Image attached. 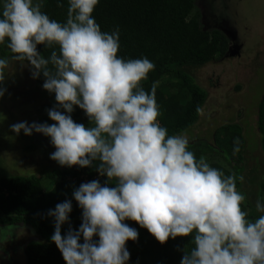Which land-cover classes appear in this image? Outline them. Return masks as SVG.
I'll return each mask as SVG.
<instances>
[{"label": "clouds", "instance_id": "1", "mask_svg": "<svg viewBox=\"0 0 264 264\" xmlns=\"http://www.w3.org/2000/svg\"><path fill=\"white\" fill-rule=\"evenodd\" d=\"M99 2L68 0L66 21L58 22L42 11L44 0H4L0 16V45L12 53L0 58V85L10 61L27 62L32 78L42 74L43 89L55 93L57 102L47 110L55 123L18 122L11 130L50 137L55 148L50 158L62 167L99 161L100 177L115 184L86 178L74 190L82 209L79 230L61 233L71 200L48 211L54 217L51 240L65 264H128L127 242L137 241L139 233L126 220L147 229L161 245L192 237L181 264H264V203L257 199L261 215L250 219L242 207L246 197L237 189V179L242 183L244 177L225 175L204 156L197 159L186 132L169 134L160 122L158 82L150 91L143 87L154 63L118 54L119 27L102 31L93 15ZM38 45L51 49L48 58ZM5 91L0 87V98ZM74 106L90 126L73 120ZM239 143L237 138L233 154Z\"/></svg>", "mask_w": 264, "mask_h": 264}, {"label": "trees", "instance_id": "2", "mask_svg": "<svg viewBox=\"0 0 264 264\" xmlns=\"http://www.w3.org/2000/svg\"><path fill=\"white\" fill-rule=\"evenodd\" d=\"M60 2L62 7L58 6L57 0H44L42 11L50 18L64 22L67 18L68 0ZM2 6L0 4V16ZM193 9V0H100L93 13L102 31L119 27L118 54L122 58L127 60L147 57L154 63L155 69L149 73L143 87L150 91L152 83L158 82L156 100L161 111L160 122L169 130V134L191 133L189 131L199 120L209 95L208 90L197 83L195 70L213 62L217 57H224L229 47L226 34L220 29H205ZM2 46L0 45L1 52L5 54ZM38 51L45 58L51 53V49L43 45H38ZM44 81L41 74L36 79L35 87L40 88V97L43 100L48 98L51 102L43 110L44 115L39 121L41 124L51 125L52 120L47 110L56 106L57 102L55 93L43 89ZM70 115L76 123L90 126L87 116L78 106H74ZM258 126L264 151V97L259 105ZM209 133H206L205 138L194 139L191 135L190 150L197 159L204 156L212 167L220 169L225 175L235 174L237 178L242 175L244 181L241 183L237 179V189L246 196V190L242 186L247 184L246 181H252L249 180L252 172L251 166L245 162L246 139L243 126L237 121L223 123L215 129L212 142L209 141ZM237 138L240 151L233 154L234 141ZM54 149L53 145H44V158L48 160ZM234 155L237 156L236 163L232 160ZM98 164L99 161H94L90 167L54 168L48 174L54 181L58 179L52 187H47L37 175L25 173L0 177V224L23 223L28 227L22 235L27 241V264H65L61 252L51 240L55 231L54 217L47 213L54 210L58 203L71 200L69 222L62 225L61 233L66 235L69 227L79 230L82 209L73 197L74 190L85 183L86 178L89 182L98 180L101 185L108 183L111 187L115 186L108 182L106 175L98 179L95 177L99 175ZM230 164H233L232 169L228 166ZM262 175L263 178L261 177L257 185L260 193L264 194V162ZM255 204L246 197L242 205L253 220L261 215L256 212ZM125 223L139 233L137 241L127 242L126 247L130 253L128 264H181L185 250L192 247V237L170 238L161 245L147 229L141 228L134 221L126 220ZM98 239L94 237V240ZM80 243H83L82 236Z\"/></svg>", "mask_w": 264, "mask_h": 264}, {"label": "rangeland", "instance_id": "3", "mask_svg": "<svg viewBox=\"0 0 264 264\" xmlns=\"http://www.w3.org/2000/svg\"><path fill=\"white\" fill-rule=\"evenodd\" d=\"M3 2L4 0H0V4ZM193 3V13L198 14L201 23L204 18L212 20V12L208 10L211 6L209 0H193ZM229 6L233 13L239 9L236 26L242 44L239 45L229 33L231 27L228 22L225 26L222 25V19L212 20L207 28L203 26L209 31L218 30L219 27L227 29L220 28L222 33L228 35L229 44L234 48L231 52L228 50L224 57H217L213 62L195 70L197 83L207 89L209 95L199 120L187 135L189 139L191 135L196 139L206 136L210 131L208 135L211 138H206L212 142L213 133L218 126L232 121L240 122L246 139L245 162L251 166L252 172L249 177L252 181H246V187L242 188L246 190L245 197L255 203L256 198L264 203V194L260 193L257 185L263 178L264 162L262 134L258 127L259 105L264 97V0H230ZM238 32L235 34L237 37ZM2 47L5 54L0 48V58H9L12 53L5 45ZM36 84L27 62L22 65L10 61L5 70V81L0 85L6 89L4 96L0 98V177L25 173L37 175L47 187H52L58 179L54 181L48 174L54 168L62 166L43 156L44 145H52L50 137L35 131L31 136L25 135L23 131L17 135L11 130V125L18 122H27L29 125L33 122L40 123L43 110L51 100L40 97V88L37 89ZM53 123L55 122L51 121ZM232 160L236 163L237 156L234 155ZM228 166L232 169L233 164ZM26 229L28 227L23 223L14 226L0 224V264H27L26 238L22 236ZM7 251L9 259H6Z\"/></svg>", "mask_w": 264, "mask_h": 264}, {"label": "flooded vegetation", "instance_id": "4", "mask_svg": "<svg viewBox=\"0 0 264 264\" xmlns=\"http://www.w3.org/2000/svg\"><path fill=\"white\" fill-rule=\"evenodd\" d=\"M209 3L211 4L210 8L208 9V10H210V12H212L211 15H210L211 19L212 20H214V19H217V20L222 19V20H224V22L222 24L223 26H225L224 24L226 22H228L230 27H231L230 30H229V33L232 35V37L234 39H236L238 41L239 45H241L242 41H240V39H242V38L240 37V34H239L237 26H236V21H237V16L236 15H237L239 9L235 13L231 12V9H230V6H229L230 0H209ZM234 8H235V5L233 6V9ZM212 20L210 21L209 19L204 18L202 20V25L205 28H207V27H209L212 24V22H213ZM231 21H232V23H231ZM215 28H217V27H215ZM220 28H222L224 30H227V29H225L223 27H219L218 29H220ZM237 32L239 34L238 37H237V35H235ZM227 37H228V35H227ZM233 48H234V46H230V44H229L228 50L230 52L233 50ZM4 230H6V229H4ZM8 257H9V253L7 251L6 259H9ZM2 258H3V256H2Z\"/></svg>", "mask_w": 264, "mask_h": 264}, {"label": "crops", "instance_id": "5", "mask_svg": "<svg viewBox=\"0 0 264 264\" xmlns=\"http://www.w3.org/2000/svg\"><path fill=\"white\" fill-rule=\"evenodd\" d=\"M18 224V223H17ZM5 225H10V224H5ZM15 224H13V225H10V226H14ZM26 240V239H25ZM26 243H27V241L25 242V245H26Z\"/></svg>", "mask_w": 264, "mask_h": 264}, {"label": "built area", "instance_id": "6", "mask_svg": "<svg viewBox=\"0 0 264 264\" xmlns=\"http://www.w3.org/2000/svg\"><path fill=\"white\" fill-rule=\"evenodd\" d=\"M86 182H88V180L86 179Z\"/></svg>", "mask_w": 264, "mask_h": 264}]
</instances>
